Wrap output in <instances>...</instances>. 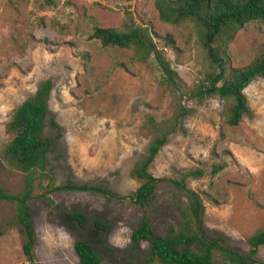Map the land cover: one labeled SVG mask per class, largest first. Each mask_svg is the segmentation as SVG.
<instances>
[{"label":"rangeland","instance_id":"374dc122","mask_svg":"<svg viewBox=\"0 0 264 264\" xmlns=\"http://www.w3.org/2000/svg\"><path fill=\"white\" fill-rule=\"evenodd\" d=\"M155 1L0 0V184L7 191L19 192L25 176L6 156L13 138L7 123L42 80L54 82L50 111L61 126L48 123L46 129L47 136L62 135L49 153L48 167L57 184H104L129 195L140 185L131 172L146 160L154 134L148 117L164 122L179 114L181 104L190 109L151 165V172L165 180L146 212L129 197L108 199L86 191H56L51 202L42 197L32 201L39 264H80L74 247L80 237L100 254V264H153L146 260L151 240L136 245L132 234L143 216L156 235L180 227L185 197L170 179L191 169L204 171L187 182L204 202L207 236H222L229 246L247 252L249 237L264 228V78L246 87L251 114L239 125L226 121V99L190 97L188 90L220 68L203 48L199 26L162 21ZM131 22L152 32L178 71L180 88L162 82L153 57L140 61L132 49L89 38L95 26L125 28ZM217 45L227 68L246 66L264 54V23H248L232 40L220 39ZM70 211L87 215L83 227ZM99 219L110 227L98 228ZM0 229V264H29L15 205L6 200L0 201ZM257 258L264 264V245ZM215 259L224 264L220 253Z\"/></svg>","mask_w":264,"mask_h":264},{"label":"trees","instance_id":"16d2710c","mask_svg":"<svg viewBox=\"0 0 264 264\" xmlns=\"http://www.w3.org/2000/svg\"><path fill=\"white\" fill-rule=\"evenodd\" d=\"M155 6L164 22L177 25L193 21L199 26L202 46L220 71L209 74L203 82L187 92L190 97L199 100L212 95L226 99L229 102L226 121L233 126L239 125L245 115L251 114L245 94L246 87L254 80L264 78V54L246 66L227 68V61L221 55L217 42L220 39L229 42L248 23H264V0H156ZM89 38L99 39L104 46L132 49L135 58L140 61L153 57L162 70V82L168 87H181L182 79L178 71L173 68L164 49L158 47L148 27L135 22L128 23L125 28L95 26ZM166 39L169 43H175L169 34ZM53 88L52 79L42 80L36 92L15 109L7 123V130L13 134V138L6 146V156L25 176L24 186L17 193L7 191L0 184V201L6 200L15 205V218L24 238L23 251L29 264H39L34 257L36 233L32 223V201L42 197L51 202V194L56 191H86L102 194L108 199L123 200L129 197L141 212H146L155 202L159 183L165 180L151 172V165L169 141V136L179 128L180 118L190 111L181 104L179 114L174 119L159 122L153 116L148 117L154 133L148 145V155L131 172L133 178L140 181V185L129 195L121 196L104 184L73 180L57 184L55 174L48 167L49 153L55 139L62 135H46L48 123L54 128H61L50 111ZM203 174L202 169H191L179 178L170 179L185 197L179 207L183 218L180 227L172 225L164 234L156 235L149 219L143 216L140 226L132 234V241L139 245L144 240H151V254L146 260L153 264H217V252L221 254L224 264H259L257 257L260 247L264 245V228L249 237L250 248L247 252L229 246L222 236L209 237L204 233L202 221L205 205L201 195L187 182L188 177H200ZM68 215L80 227L85 225V213L70 211ZM96 226L100 229L110 227L100 219L96 221ZM2 233L0 229V235ZM74 247L80 264H100L102 261L100 254L86 239L78 238Z\"/></svg>","mask_w":264,"mask_h":264}]
</instances>
